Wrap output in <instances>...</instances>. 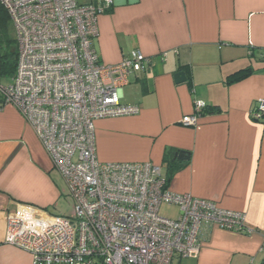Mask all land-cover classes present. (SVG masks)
Wrapping results in <instances>:
<instances>
[{
	"label": "crops",
	"instance_id": "0c3cea01",
	"mask_svg": "<svg viewBox=\"0 0 264 264\" xmlns=\"http://www.w3.org/2000/svg\"><path fill=\"white\" fill-rule=\"evenodd\" d=\"M97 26L92 44L102 63L133 49L151 59L121 90L120 101L139 112L93 121L97 159L150 161L170 191L245 215L250 233L207 227L197 256L182 264H264V121L251 115L264 98V0H112ZM246 67L247 75L226 82ZM180 70L185 81L177 83ZM2 76L12 81L13 74L0 75V83ZM198 102L208 111L184 126ZM179 150L187 158L177 159ZM65 194L32 127L0 97V264H32L28 252L4 241L6 214L24 205L53 214Z\"/></svg>",
	"mask_w": 264,
	"mask_h": 264
},
{
	"label": "built area",
	"instance_id": "2783aa9c",
	"mask_svg": "<svg viewBox=\"0 0 264 264\" xmlns=\"http://www.w3.org/2000/svg\"><path fill=\"white\" fill-rule=\"evenodd\" d=\"M0 4L17 43L16 70L9 84L0 83V95L32 127L72 201L65 216L31 205L7 213L6 243L28 252L32 264H171L175 254L197 256L207 227L252 231L241 212L170 191L160 166L150 161L97 159L93 121L138 113V105L120 101L121 90L151 65L138 49L115 64L99 60L92 39L98 15L112 0ZM204 106L196 103L181 123L195 125ZM251 115L264 121V98ZM163 204L174 206L176 216L159 214Z\"/></svg>",
	"mask_w": 264,
	"mask_h": 264
},
{
	"label": "trees",
	"instance_id": "16d2710c",
	"mask_svg": "<svg viewBox=\"0 0 264 264\" xmlns=\"http://www.w3.org/2000/svg\"><path fill=\"white\" fill-rule=\"evenodd\" d=\"M17 64V43L14 37L11 22L9 15L5 8L0 4V75H12L15 73ZM251 71L250 67L243 69H238L227 77L226 82L229 83L233 80L239 79L247 75ZM2 101L3 98L0 95ZM208 111L205 106L200 110ZM171 150H168L164 155V161L169 168V171L172 172L176 168L171 157ZM166 182H168L166 180Z\"/></svg>",
	"mask_w": 264,
	"mask_h": 264
},
{
	"label": "rangeland",
	"instance_id": "374dc122",
	"mask_svg": "<svg viewBox=\"0 0 264 264\" xmlns=\"http://www.w3.org/2000/svg\"><path fill=\"white\" fill-rule=\"evenodd\" d=\"M1 78H2L1 84H5L11 81L10 77L5 78V76H2ZM71 210H72V201L65 194V195H62L57 205V208L54 209L52 213L54 215H64L65 216V215H69L71 213ZM176 212H177V209L174 206H168V205L163 204L159 208V214L166 216V217H175L177 214ZM187 259L188 258H181L175 254L172 258L171 264H182V262L184 263Z\"/></svg>",
	"mask_w": 264,
	"mask_h": 264
},
{
	"label": "water",
	"instance_id": "95a60500",
	"mask_svg": "<svg viewBox=\"0 0 264 264\" xmlns=\"http://www.w3.org/2000/svg\"><path fill=\"white\" fill-rule=\"evenodd\" d=\"M173 77H174V80H175V82H177V83H179V82H184L185 81V74H184V72L183 71H176L174 74H173ZM183 153H184V151H182V150H179V151H177L176 153H175V157L177 158V159H185V158H187V157H185L184 155H183Z\"/></svg>",
	"mask_w": 264,
	"mask_h": 264
}]
</instances>
